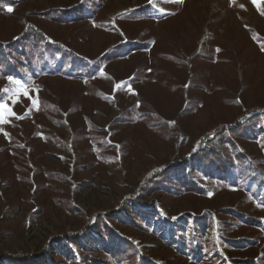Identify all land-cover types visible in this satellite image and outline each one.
<instances>
[{
	"label": "rangeland",
	"instance_id": "rangeland-1",
	"mask_svg": "<svg viewBox=\"0 0 264 264\" xmlns=\"http://www.w3.org/2000/svg\"><path fill=\"white\" fill-rule=\"evenodd\" d=\"M262 12L264 0H0V53L18 66L0 64V89L8 76L39 89L38 108L22 98L25 118L0 126V264H264V118L216 140L225 164L187 170L192 190L148 187L221 126L264 114Z\"/></svg>",
	"mask_w": 264,
	"mask_h": 264
},
{
	"label": "trees",
	"instance_id": "trees-1",
	"mask_svg": "<svg viewBox=\"0 0 264 264\" xmlns=\"http://www.w3.org/2000/svg\"><path fill=\"white\" fill-rule=\"evenodd\" d=\"M15 46V45H14ZM14 46L12 48H14ZM10 59H6L2 56L0 53V64L4 65L5 67H9L10 70H18V66L15 65V62L17 61V55H14V53L10 54ZM14 62V63H13ZM14 64V65H11ZM252 118L246 119L243 122H237L235 123V126L233 127H227V126H221L218 128L213 135L209 136L208 139L209 146L206 149H200L198 150L197 154L193 156V158L186 162L182 163L179 166L175 167L171 171L163 172L161 175L155 176L152 178L149 182V186H155L157 184H165L167 188H174V190H179L181 185L186 188V190H192L194 183L191 175L192 168L194 166H198L200 169L204 168L206 171L219 168L218 165L225 164V156L220 150L219 147H217V144L215 143L216 140H224L226 137L231 138H238L241 137L249 132V130L255 128V124L261 121L264 118V114L254 113L252 112ZM214 136V137H213ZM189 166V167H188ZM188 167V169H187ZM187 170H190V173L187 174ZM172 176H174L175 186L170 185L171 180H173ZM192 180V181H191ZM148 192V190H147ZM127 209L128 207H123V209ZM139 215L147 216L145 211L140 210L137 212ZM134 216V215H133ZM204 229V227H203ZM66 238H69L71 243L75 246L81 247L85 246L87 247V242L84 239L77 238L71 235L65 236ZM61 238H58L57 241L60 243ZM184 241H182L183 243ZM113 238L109 240V242H105L106 245H114V254H116V258L122 257L125 255V251L120 249L117 250V246L114 244ZM112 246V245H111ZM110 247V246H107ZM88 248V247H87ZM109 250V249H108ZM45 256V255H44ZM46 258L48 257H37V256H31V257H24V256H17V255H10V256H4V261L9 262L10 264H47ZM139 264V262H135Z\"/></svg>",
	"mask_w": 264,
	"mask_h": 264
},
{
	"label": "snow or ice",
	"instance_id": "snow-or-ice-1",
	"mask_svg": "<svg viewBox=\"0 0 264 264\" xmlns=\"http://www.w3.org/2000/svg\"><path fill=\"white\" fill-rule=\"evenodd\" d=\"M171 2L183 3V0H171ZM255 2L256 0H253V3ZM12 10L13 9L11 7L7 8L8 12H11ZM262 14H264V12H262ZM25 75L27 76V74ZM6 79L8 80L9 86L0 89V126L5 124H10L12 118L15 119L25 118L13 111V108L17 104L23 103L22 98L27 99L33 108L39 107L38 95H36L35 97L32 95L33 92L38 94L39 89L35 87L34 82L31 81L30 78L27 83L24 80L18 79L13 76H8L6 77ZM4 135L9 136L7 132H4Z\"/></svg>",
	"mask_w": 264,
	"mask_h": 264
}]
</instances>
